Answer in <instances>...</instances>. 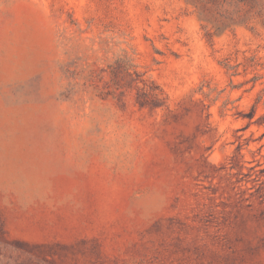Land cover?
Segmentation results:
<instances>
[{"label": "rangeland", "instance_id": "374dc122", "mask_svg": "<svg viewBox=\"0 0 264 264\" xmlns=\"http://www.w3.org/2000/svg\"><path fill=\"white\" fill-rule=\"evenodd\" d=\"M0 264H264V0H0Z\"/></svg>", "mask_w": 264, "mask_h": 264}, {"label": "trees", "instance_id": "16d2710c", "mask_svg": "<svg viewBox=\"0 0 264 264\" xmlns=\"http://www.w3.org/2000/svg\"><path fill=\"white\" fill-rule=\"evenodd\" d=\"M198 1H201V0H198ZM227 1L230 2L233 5H236V6H238L240 4L248 5L250 8L254 7V3H255V0H227ZM201 6L204 7V3L203 2H201ZM232 21H234V20H232Z\"/></svg>", "mask_w": 264, "mask_h": 264}]
</instances>
